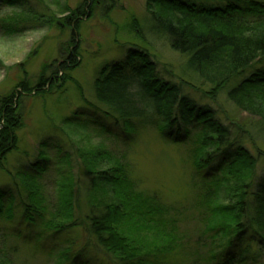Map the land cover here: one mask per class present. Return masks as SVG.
Masks as SVG:
<instances>
[{
    "label": "trees",
    "instance_id": "obj_1",
    "mask_svg": "<svg viewBox=\"0 0 264 264\" xmlns=\"http://www.w3.org/2000/svg\"><path fill=\"white\" fill-rule=\"evenodd\" d=\"M213 1L220 4L147 0L144 5L154 32L185 60L184 72L209 88L205 93L209 98L214 101L224 93L237 111L258 118L248 132L237 125L227 126L210 107L198 105L186 90L190 85L161 78L158 64L144 50L128 52L126 70L118 65L103 68L94 80V95L105 108V116L113 119L126 136L138 126L148 125L169 141H185L196 134L192 164L198 194L194 203L205 223L201 234L206 236L209 252L204 262L264 264V150L260 147L264 143V71L231 83L251 64L264 61V0ZM100 2L89 0L85 4L91 11ZM64 20L71 21L72 17ZM45 72H40L33 88L22 82L18 93L12 91L0 99L2 169L8 155L16 150L21 97L55 84L56 71L47 78ZM248 144L254 151L245 147ZM109 159L113 166L94 169V161ZM47 162L45 158L36 160L22 172L11 174L14 188H18L17 180H22L28 191L26 202L19 203L24 210L22 222L28 225L33 226L36 218L43 217V200L36 182L47 171ZM85 165L87 175L94 177L90 187L105 197V203L99 208L90 205L89 214L79 219L88 240L76 256L92 249L104 254L111 264H166L178 257L184 239L177 237L173 228H167L169 209L155 196L137 190L126 164L99 152L86 159ZM68 191L62 198L63 208L52 214L53 220L61 217L69 222L75 217L73 191ZM15 203L10 192L0 190V264H16L13 257L17 247L8 243L10 232L18 239L24 237L15 225ZM58 223L50 225L49 231L63 232L66 227ZM74 223L73 219L70 225L76 226ZM146 223L153 224L154 241L157 239L159 244H143L123 233L124 228H130L138 234V226L145 229Z\"/></svg>",
    "mask_w": 264,
    "mask_h": 264
},
{
    "label": "rangeland",
    "instance_id": "obj_2",
    "mask_svg": "<svg viewBox=\"0 0 264 264\" xmlns=\"http://www.w3.org/2000/svg\"><path fill=\"white\" fill-rule=\"evenodd\" d=\"M146 1L101 0L91 11L85 4L89 0L0 1V99L12 91L18 93L22 82L33 88L43 69L46 78L56 71L51 87L48 84L41 92L21 97L16 150L0 168V190L10 192L17 202L15 225L24 234L18 239L10 232L8 243L17 247L13 257L16 264H111L104 254L92 249L76 256L88 240L79 219L89 214L90 205L99 208L105 203V197L90 187L94 177L87 175L85 165L86 159L99 152L126 164L137 190L155 196L169 209L167 228H173L177 237L184 239V247L166 264H206L209 250L205 248L206 236L201 234L205 223L194 203L198 194L192 164L196 134L185 141H169L148 125L138 126L126 136L96 102L94 80L103 68L118 65L126 70L128 52L144 50L158 64L161 78L190 85L186 87L189 97L201 107H210L227 126L237 125L248 132L258 118L237 111L224 93L214 101L205 94L209 88L184 72L185 60L154 32ZM182 1L220 4L213 0ZM69 17L71 21L64 20ZM256 71H264V61L251 64L231 83H239ZM261 145L264 150V143ZM245 147L254 151L249 144ZM44 158L48 161L47 171L36 184L45 211L32 226L22 222L24 210L19 205L26 202L28 191L22 180L15 179L18 188H14L11 174ZM113 165L110 159L94 161L96 170ZM68 190L73 191L76 226L70 225L73 219L66 222L52 217L63 208L62 198ZM55 222L66 227L60 234L49 231ZM151 226L154 228L152 223H146L145 229L138 226V234L130 228H124L123 233L143 244H159L157 239L154 241ZM215 252H219L218 247Z\"/></svg>",
    "mask_w": 264,
    "mask_h": 264
}]
</instances>
